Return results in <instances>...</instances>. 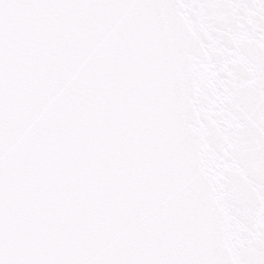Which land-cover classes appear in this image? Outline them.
Here are the masks:
<instances>
[{
  "label": "snow or ice",
  "instance_id": "6c2138e0",
  "mask_svg": "<svg viewBox=\"0 0 264 264\" xmlns=\"http://www.w3.org/2000/svg\"><path fill=\"white\" fill-rule=\"evenodd\" d=\"M0 264H264V0H0Z\"/></svg>",
  "mask_w": 264,
  "mask_h": 264
}]
</instances>
